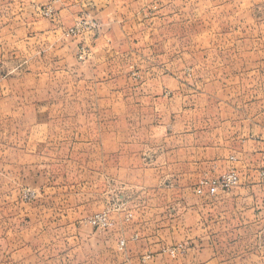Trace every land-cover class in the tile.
<instances>
[{"label":"rangeland","instance_id":"obj_1","mask_svg":"<svg viewBox=\"0 0 264 264\" xmlns=\"http://www.w3.org/2000/svg\"><path fill=\"white\" fill-rule=\"evenodd\" d=\"M38 14L51 18L53 10ZM90 17L80 13L77 21L92 26L83 34L96 36L104 20ZM16 25L0 9L1 33ZM119 26L107 31L112 50L95 56L86 46L84 59L82 44L67 57L29 53L0 34V264H144L138 255L127 263L117 248L135 237L149 245L146 264H184L152 262L156 241L172 258L203 250L215 256L213 264H264L241 257L264 254L263 228L240 238L232 224L217 220L216 199L193 195L228 192L210 195L199 185L237 172L200 174L181 162L185 145L212 139L209 124L215 130L224 119L235 123L243 109L233 85L215 82L218 69L201 62L207 56L199 48L216 38L201 36L199 20L170 23L163 13L154 19L152 7L144 20ZM59 59L76 65H56ZM88 59H106L107 66L78 67ZM104 74L112 95L106 101L96 96ZM100 213L111 222L106 230L91 224Z\"/></svg>","mask_w":264,"mask_h":264},{"label":"crops","instance_id":"obj_2","mask_svg":"<svg viewBox=\"0 0 264 264\" xmlns=\"http://www.w3.org/2000/svg\"><path fill=\"white\" fill-rule=\"evenodd\" d=\"M47 6H51L53 15L46 19L38 12ZM151 7L154 19H160L163 13L170 23L180 18L201 21V36L210 40L216 38V44L206 41L199 48L207 56L201 59L203 66L206 64L218 69L214 81L232 84L235 99L243 101L237 122L224 119L215 130L214 125L209 124L206 128L207 134L212 136L209 143L185 145L186 153L181 160L187 167L197 166L200 174L212 172L219 175L233 169L238 174V185L215 197L208 196L205 191L198 195L193 192V195L216 199L218 202L214 208L221 209L217 220L232 224L240 238L248 229L264 230V171H257V166L264 165V0H0V9L7 11L10 20L17 21L18 29L2 31L12 39L14 46L18 42L25 52L51 51L62 57L74 52L78 44L89 47L95 56L103 49L112 50L111 32L107 31L119 25L123 30L126 21L144 20ZM80 13L104 20L100 22L103 32L101 30L96 36L82 34L74 38L65 37L64 32L79 20ZM138 29H141L140 25ZM3 33L0 31L1 35ZM100 39L104 47L99 45ZM168 48L172 50L171 44ZM211 54H215L216 59L215 64L209 65ZM55 64L66 67L76 65L71 59H59ZM77 64L83 68H106L107 60L88 59ZM184 64L198 67L187 60ZM203 72L201 69L202 78L208 74L203 75ZM92 75L95 76L94 72ZM97 78L93 77L95 81ZM108 78L107 74L99 77L100 90L96 91V96L105 101L111 95V91H107V87L110 89ZM198 153L199 158L192 157ZM171 164H177V160ZM188 173L189 170L182 177H189ZM121 241L124 246L120 249L118 242L117 248L124 253L126 262L136 255L141 257V263L151 260L146 250L149 245L146 244L145 248L138 237ZM150 248L159 252L152 257V262L163 258L183 261L184 264H213L217 260L213 254L203 250L189 251L184 256L172 258L168 248H164L160 241L153 242ZM241 257L264 260L262 252L245 253Z\"/></svg>","mask_w":264,"mask_h":264},{"label":"built area","instance_id":"obj_3","mask_svg":"<svg viewBox=\"0 0 264 264\" xmlns=\"http://www.w3.org/2000/svg\"><path fill=\"white\" fill-rule=\"evenodd\" d=\"M52 11L51 9H47L43 15L46 17H50ZM86 23L77 21L76 25L69 30L66 31L65 35L69 36H80L83 34L85 29H91L92 26L89 28L85 27ZM79 51V59H84L83 57L86 55L87 48L81 45L78 49ZM238 184V176L234 171H229L223 175H221L217 179H213L209 182H203L199 185V189L207 188L208 193L210 195H215L218 191H229L234 188ZM91 224L94 227H98L102 230H106L111 227V222L109 221L107 215L105 213H100L96 215L92 220ZM173 250L170 253L173 254Z\"/></svg>","mask_w":264,"mask_h":264}]
</instances>
